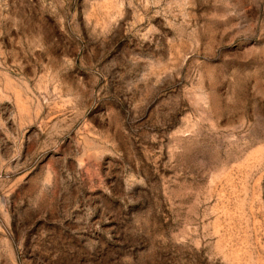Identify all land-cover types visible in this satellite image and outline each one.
<instances>
[{"label":"rangeland","instance_id":"1","mask_svg":"<svg viewBox=\"0 0 264 264\" xmlns=\"http://www.w3.org/2000/svg\"><path fill=\"white\" fill-rule=\"evenodd\" d=\"M0 264H264V0H0Z\"/></svg>","mask_w":264,"mask_h":264}]
</instances>
